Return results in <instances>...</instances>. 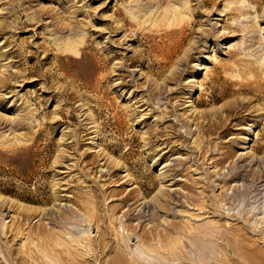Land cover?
<instances>
[{
    "label": "rangeland",
    "instance_id": "374dc122",
    "mask_svg": "<svg viewBox=\"0 0 264 264\" xmlns=\"http://www.w3.org/2000/svg\"><path fill=\"white\" fill-rule=\"evenodd\" d=\"M0 264H264V0H0Z\"/></svg>",
    "mask_w": 264,
    "mask_h": 264
},
{
    "label": "bare ground",
    "instance_id": "6f19581e",
    "mask_svg": "<svg viewBox=\"0 0 264 264\" xmlns=\"http://www.w3.org/2000/svg\"><path fill=\"white\" fill-rule=\"evenodd\" d=\"M214 98H212L210 101L213 102ZM82 244V243H81ZM92 244V243H91Z\"/></svg>",
    "mask_w": 264,
    "mask_h": 264
}]
</instances>
